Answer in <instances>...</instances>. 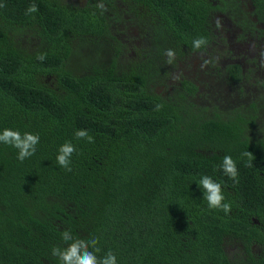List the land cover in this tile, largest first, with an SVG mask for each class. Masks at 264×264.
<instances>
[{
	"label": "trees",
	"instance_id": "obj_1",
	"mask_svg": "<svg viewBox=\"0 0 264 264\" xmlns=\"http://www.w3.org/2000/svg\"><path fill=\"white\" fill-rule=\"evenodd\" d=\"M116 2L0 0V132L40 137L23 162L18 149L0 143V264H60L51 250L67 247L64 230L74 239L98 237L97 256L112 250L117 264H264V78L251 67L264 57H238L241 47L226 44L223 28L211 23L213 9L248 24L249 7L121 0L112 9ZM32 3L38 11L25 15ZM253 3L264 23V0ZM131 27L144 41L127 57L118 34L129 36ZM199 36L208 43L196 50ZM107 37L116 47L110 63L109 49L98 46ZM102 50L104 66L92 61ZM193 57L199 66L211 61L203 70L223 80L227 95L200 93L204 83L183 78ZM75 58L84 74L71 68ZM78 129L94 142L77 139ZM66 141L76 147L71 171L56 162ZM244 151L254 155L251 167ZM225 154L236 160L238 184L218 167ZM205 175L221 183L229 214L208 208L196 182Z\"/></svg>",
	"mask_w": 264,
	"mask_h": 264
},
{
	"label": "clouds",
	"instance_id": "obj_2",
	"mask_svg": "<svg viewBox=\"0 0 264 264\" xmlns=\"http://www.w3.org/2000/svg\"><path fill=\"white\" fill-rule=\"evenodd\" d=\"M3 7H6V5L0 3V8ZM96 7L101 9V11L107 10L103 2L98 3ZM37 11L38 6L35 3H32L26 9L25 15H31ZM216 26L218 28L221 26L219 19L216 21ZM207 43L208 41L206 37L199 36L193 40L192 47L193 49L199 50L207 45ZM164 55L167 57L166 62L168 64H172L175 60V51L171 48L165 49ZM261 56L264 57V52H261ZM46 58L45 53L37 54V59L39 61H44ZM209 63H211L210 60L204 59L200 67L203 69ZM162 107L163 105L156 104L154 110L160 111ZM74 135L77 139H86L89 143L94 142V137L91 136L86 129H78L75 131ZM39 142L40 137L39 134L36 133L24 132L21 134L19 130L9 128H5L0 132V143L18 149L17 159L21 162L35 154L36 146ZM74 152H76V147L70 141H66L60 145L56 156L57 164L60 167L71 171V157ZM241 157L247 158L244 161L246 167L252 166L254 155L251 151L242 152ZM218 167L233 181L234 184L239 183V170L237 168V163L230 154H225L223 156L222 164ZM196 182L203 190V198L207 201L209 209H218L225 214L231 212L232 205L230 202H225L221 183L207 175L202 176ZM61 239L67 243V247L62 249L59 246H53L51 250L52 255L58 257L60 264H117L116 254L112 250H108L103 257L97 256V253L101 251V248L98 246V237H92L87 240L82 238L74 239L70 230H64L61 232ZM69 241L70 243H68Z\"/></svg>",
	"mask_w": 264,
	"mask_h": 264
},
{
	"label": "flooded vegetation",
	"instance_id": "obj_3",
	"mask_svg": "<svg viewBox=\"0 0 264 264\" xmlns=\"http://www.w3.org/2000/svg\"><path fill=\"white\" fill-rule=\"evenodd\" d=\"M69 2H73L76 3L77 0H67ZM242 3L243 7H249L247 10V13L245 14V16H243L242 18H246V20L244 22H248V24H237L238 22L236 20L233 19V21L231 19H229L228 15L224 16L223 13H221L219 10L217 11H213L212 9V18H211V23L214 24V22L217 21V19L220 20V18H222V20L220 21V23L222 21L225 20V22H227L226 24H224L223 26L221 25V27L223 28V37L224 40H226V44H228L229 42H231L232 40L235 41L234 44L238 45L239 47H241L239 49V52L237 51V53L240 54V56L242 58L246 59H260V55L261 52H264V37L261 38L262 34L264 33V23L262 22V20L260 19V13H254V6L255 4L253 3V0H238ZM89 0H83V4L82 6H84L85 4H88ZM117 5L116 7H112V9H117L118 7H121V0H117ZM217 4L216 2H213V7H215ZM106 7H108L107 4H104ZM115 12L112 13V17H114ZM112 22V21H111ZM236 24H235V23ZM113 23V22H112ZM113 27L114 28H120L121 30H127L124 29V25L122 26H118V22H114L113 23ZM228 24H232L235 25L236 28L234 30H229L227 29ZM131 29H134L133 27H131ZM130 30V28L128 29ZM127 30V31H128ZM130 32V31H129ZM134 33H138V30L134 29ZM261 38V39H260ZM259 40H261V46H259ZM229 45L231 46V44L229 43ZM225 47V46H224ZM230 50H232V48H230ZM244 60V62H242L241 64H243V67L245 65L246 69L247 67L250 66V63H246V61ZM264 59H261L258 64L254 63L251 65L252 68L258 66V70L256 75H260L261 77L263 76L264 78V67L260 64ZM192 62L190 63L192 68H197L199 65L196 63V58L193 57L192 58ZM200 67V66H199ZM244 67V69H245ZM209 67L205 66V71H209Z\"/></svg>",
	"mask_w": 264,
	"mask_h": 264
},
{
	"label": "rangeland",
	"instance_id": "obj_4",
	"mask_svg": "<svg viewBox=\"0 0 264 264\" xmlns=\"http://www.w3.org/2000/svg\"><path fill=\"white\" fill-rule=\"evenodd\" d=\"M75 4H79V5H81V4H83V0H77V2L75 3ZM225 21V20H224ZM231 27H233V29H235L236 28V26L235 25H232V24H228V26H227V29H229V30H231ZM131 30H133L131 33H130V35L129 36H127V37H122L121 35H119L118 34V39H120V41L122 42V44L125 46V49L124 48H121V49H123L124 50V52H126V56L127 57H130L131 55L129 54V50L132 48V46H134V45H140V43H142L144 40H143V38L142 37H140L141 35L140 34H138V33H134V29H131ZM116 34H117V32H116ZM141 38V39H140ZM261 38H263V37H261ZM260 38V39H261ZM106 41V42H105ZM115 42L114 41H112V40H110L108 37L105 39V40H99V42H98V46H101V48H108L109 49V55H108V63H110L111 61H112V59H114L115 57H114V48H116V47H114V44ZM230 44H234L235 43V41H231V42H229ZM92 45H95L96 46V44H92ZM117 45V47H118V44H116ZM259 46H261L262 44H261V40H259V44H258ZM77 46V45H76ZM233 47V49H235V47H238V45H233L232 46ZM120 48V47H119ZM90 49H91V46L88 48V49H85V52H86V54H90ZM77 51H78V49H77ZM80 51L83 53V54H85V52H84V48L81 50L80 49ZM220 51V50H219ZM130 55V56H129ZM236 55L238 56V57H240V54L239 53H236ZM89 56V55H88ZM121 58H125V56H121ZM199 58V57H198ZM105 59H106V57H105V52L102 50V51H100V53H99V55H98V58L97 59H93L92 58V61H96V62H98V65H101V66H104L105 64H106V62H105ZM200 59V58H199ZM240 59H242V58H240ZM264 61V60H263ZM125 62H126V60H124V65H126L125 64ZM196 63L198 64V62L196 61ZM263 67H264V62H261L260 63ZM87 65V64H86ZM199 65V64H198ZM70 66H71V68L73 69V71H74V73H79V74H84L83 72L84 71H82V68H83V65L82 66H80L79 64H78V61L76 60V58L75 59H73V61L72 62H70ZM128 68H131V67H129L128 65H126ZM77 69H78V72H77ZM132 69V68H131ZM192 72H185V74H183V72L182 73H178L179 74V76L177 75V73H175V74H173L172 75V80H170L174 85H177L178 83H177V81L176 80H178V79H181V74H183L184 75V77L183 78H187V79H192V80H194V81H197V83H204L205 85L204 86H202V87H200V93H207L208 91L212 94V95H215V94H218L219 96L220 95H227V93H228V89L226 88V85H225V83L223 82V80H220V82H213L214 81V79H213V77L211 76L212 74H211V71H210V73H206L202 68H200L199 66L197 67V68H194L193 70H191ZM175 75H176V77H175ZM260 76V75H259ZM178 77V78H177ZM261 77V76H260ZM263 77V76H262ZM174 78V79H173ZM207 80H209L208 82H210L209 83V86H207L206 85V81ZM212 81V82H211ZM170 83V82H169ZM156 86V85H155ZM155 89H157L158 91L160 90L161 91V88L160 87H157L156 86V88ZM258 126L260 127V129L262 130V131H264V112H260V116H259V121H258Z\"/></svg>",
	"mask_w": 264,
	"mask_h": 264
}]
</instances>
